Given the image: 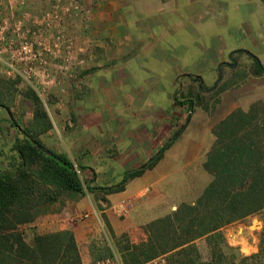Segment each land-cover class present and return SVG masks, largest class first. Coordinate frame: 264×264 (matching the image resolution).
Masks as SVG:
<instances>
[{
  "label": "crops",
  "instance_id": "crops-1",
  "mask_svg": "<svg viewBox=\"0 0 264 264\" xmlns=\"http://www.w3.org/2000/svg\"><path fill=\"white\" fill-rule=\"evenodd\" d=\"M172 1L173 6H169ZM22 4H24L23 1L19 0H0V36H5V39L15 37L14 26L17 21L22 22V19H27L26 12L15 11L16 8L19 10ZM88 8L93 14L88 29L77 23L71 24L68 28L75 35L99 39L98 51H92L93 43L91 40H89L91 43L88 42L90 45L87 60V68L90 69L87 71L89 77L80 90L79 99H76V106H78L76 114L81 122L78 132L74 131L70 142L73 155L75 158L79 157V165L86 166L85 170L88 168L92 170L91 179L107 181L106 184L96 183L94 186L105 187L112 185L108 184V181L113 179L111 176L116 170L114 164L121 165L119 168L124 174L125 171L146 163L171 137H174L185 123L186 120L182 123V120L176 119V111H184L185 107L188 108L186 101H183L184 104L175 102L173 93L178 88L177 85L179 87L183 84L188 85L187 93L191 92L194 89L191 86L195 85L196 94L199 97L208 93V90L201 87L202 85L206 87V83L213 81L215 71L201 72L196 69L193 73L184 75L182 69L175 66L181 67V63L186 62V47L177 46V48L158 41L159 37L167 34V24L173 27H179L181 24L184 27L200 29L207 24L209 13L214 9L209 3L203 6L202 0H90ZM44 13L38 15L34 21L42 22ZM172 17H174V24L170 23ZM64 21L63 18L60 23L62 29L66 27ZM166 28L167 32H165ZM42 29L45 31V28ZM80 40L79 45L86 48L87 46L83 45L86 41ZM222 47L224 50L228 49L226 45ZM229 49L232 47L229 46ZM224 50L211 53V61L214 64L225 61ZM238 50L236 51L239 52ZM6 55L4 48L2 56L6 57ZM137 56L145 61L142 62L145 63L144 65L138 64L140 61H134ZM0 65H2L1 62ZM226 90L227 88L218 90L220 100L213 108L208 107L205 110L200 104L201 106H196L194 109V111H216L214 121L212 123L208 121L210 127L213 125L212 128L232 111L251 109L241 106L240 99H230L225 94ZM88 103H92L93 106ZM103 120L104 128L97 126L93 129L88 125L91 121L101 123ZM196 123L191 116L156 164L146 169L140 176L129 180L122 191L111 194H105L99 188L90 191L89 195L93 197V203L90 202L93 212L95 213L97 204L101 207L100 211L105 212L108 220L105 226L110 230L111 236L112 233L116 236L126 233L132 242L144 241L147 236L144 230L146 224L176 208L172 203L166 206L167 209L164 212H157L156 205L162 203V199L158 196L166 190L163 182L172 176V165L178 158L176 149L182 145L191 124ZM178 125L179 129H177ZM195 127L198 130L196 125ZM201 137L206 136L201 135ZM213 139L214 136L211 140ZM212 141L210 145L202 141H193L188 148L185 147L186 163L199 162L201 174L205 175V181L201 185L202 190L211 178L210 174L204 170L202 163ZM109 149H114L112 156L108 153ZM97 157L100 159L97 161V166H94ZM199 194L193 198L183 199L181 202H193ZM78 201L84 203L85 197L82 195ZM124 210V214L126 211L128 213L127 218V215L122 217L115 214ZM146 212L150 214L145 215ZM46 216L53 218L56 214L48 213ZM97 219L99 220L98 217ZM98 223L99 226H104L102 222ZM43 225V233L56 231L50 229L53 226V220ZM133 227L139 229V235ZM93 228L89 227L90 231ZM59 230L72 232L80 263L85 259L100 258H89L88 253L82 254L80 243L76 239L75 227L63 226Z\"/></svg>",
  "mask_w": 264,
  "mask_h": 264
},
{
  "label": "rangeland",
  "instance_id": "rangeland-1",
  "mask_svg": "<svg viewBox=\"0 0 264 264\" xmlns=\"http://www.w3.org/2000/svg\"><path fill=\"white\" fill-rule=\"evenodd\" d=\"M60 2L70 9L63 14L64 26L66 27L62 29L64 37L68 40L66 45H69V49L67 48L68 53H65L62 48L57 53L52 52L51 55L45 52L50 61L47 67L48 77L46 81L42 84H30L20 76H8L0 68V91L2 92L0 95L2 104L0 105V169H10L13 167V163L16 162L14 160L15 153L11 148L16 126H11L12 123L22 128L28 126L32 121L33 105L22 94V91L29 86L39 95L52 123L51 129L39 136L42 145L47 149L66 154L71 160L74 159L75 166L79 168V175L86 184H93V186L96 183L106 184L107 181L103 179L92 180L90 176L92 175L91 169L80 168L79 157L75 158L73 155L70 142L74 131L78 132L77 129L80 127L79 123L81 122L76 114L78 112L76 99H79L80 90L85 86L87 77H89L87 71L90 69L87 68V60L90 45L88 42L91 40L93 43V46L91 45L92 51H98L99 46L97 44L99 39H90L88 36L82 37L79 34L75 35L68 28L71 24L77 23V25L80 24V26L88 29L89 23L93 19V14L88 8L90 0H60ZM23 3L22 7L19 10L16 8L15 11L19 13L26 12L27 19H22L21 23L16 22V27H19L20 31L24 32L28 39L33 40V32H36L39 27L42 28L39 23L41 21L37 22L34 19L45 11L50 12L55 0H27L26 6V0H23ZM202 3L203 6L205 3H209L210 7L214 9L209 13L206 25L198 29L199 27L188 28L181 26V24L179 27H173L167 24L168 32L167 28L165 29L167 34L159 37L158 41L170 46L186 47V62H182L181 67L175 66V68L182 69L184 75L193 73V70L195 71L196 69L201 72L215 71L212 82L206 83V87L203 85L201 87L200 85L202 89L208 90L206 95L197 96L195 85L191 86L194 91L187 93L188 85L184 84L180 87L177 85L178 88L173 93L177 101H193L192 109L185 107L184 111H176V119L182 120L183 123L184 120L192 116L198 124H191V128L182 145L176 149L178 158L172 165V176L163 182V185H166V190L158 196V198L162 199V203L156 205V210L161 213L167 209V205L174 203L173 206H177L181 200L193 198L196 194H199L202 190L201 185L205 181V175L201 174L199 162L186 163L184 160L185 149L193 141H202L206 145H210L213 138L211 130L213 125L210 127V123L214 121L216 111H194L196 106H201L200 104H202V108L204 107L205 110L208 107L213 108L216 102L220 100L218 92L223 90V88H227L225 94L230 99H240L241 106L247 109L251 108L249 111H264V70L259 75L252 72L254 63L251 57L240 51L234 54L235 64L232 66H220L221 63L214 64L211 61V53L223 51L224 47L222 46L226 45L228 49L224 50L225 60H229L228 55L231 52L245 49L256 55L264 66V4L262 0H208V2L207 0H202ZM75 4L89 9L86 17L83 14L75 15L73 8ZM169 6H173V1ZM39 17L41 18V16ZM174 22V17H172L170 23L174 24ZM186 22L188 24V21ZM176 24L178 25L177 21ZM161 31L163 32V30ZM47 34V31L44 32L46 43L53 44L52 38L47 36ZM83 39L86 41V44H83L87 46L86 48L79 45V40L83 41ZM229 46L232 49H229ZM34 47L38 49L39 46L36 45ZM66 57L68 60H64ZM134 61H140L138 64L145 62L138 56L134 58ZM219 67L221 70L220 78ZM88 105L93 106L92 103H88ZM209 120L210 123H208ZM206 123H208L209 127ZM88 125L93 127V129L97 128V126L104 128L105 121L103 120L101 123L91 121ZM179 125L177 129H179ZM200 134L206 137L203 138ZM112 151L114 149H109L108 151L111 156ZM95 159L96 163L94 162L93 165L97 166V161L100 157ZM114 165L116 170L111 176V179H113L108 181V184L112 185L117 184L123 177V170L119 168L121 165ZM84 167L86 168V166ZM89 194L90 191L87 190L83 194L85 197L84 203L78 201V198L82 195L63 193L54 202L37 206L35 219L32 222L19 225L25 240L28 243H32L34 235L44 232L43 223L53 220V226L50 229H55L56 231H60L59 228L63 226H68V228L75 227L76 239L80 243V250L82 254L88 253L89 258L107 253L106 248L110 249L107 254L117 253L122 257L123 253L118 250L116 240L111 236L107 226H105L108 222L105 212L100 211L101 207L98 204L96 205L95 213L93 212V208L90 205V202L93 203V197ZM124 212L125 210L120 211L119 214L115 212V214L122 217L127 215V218L128 213L126 211L124 214ZM48 213H55L56 216L53 218L47 217L46 214ZM148 214L150 213H145V215ZM254 220L257 221L258 225H255ZM99 221L104 224L103 227L99 226ZM89 227L96 229L93 228L90 231ZM133 230L139 235V229L133 227ZM221 233L225 243L229 246V248H222L224 259H233L235 264H264V209L256 214L223 226ZM195 243L200 249L202 257L206 258L209 253L206 239L199 238ZM86 260L88 259L84 261Z\"/></svg>",
  "mask_w": 264,
  "mask_h": 264
},
{
  "label": "trees",
  "instance_id": "trees-1",
  "mask_svg": "<svg viewBox=\"0 0 264 264\" xmlns=\"http://www.w3.org/2000/svg\"><path fill=\"white\" fill-rule=\"evenodd\" d=\"M252 72L262 73L257 67ZM22 94L33 105V117L22 128L12 123L16 126L11 145L16 162L10 169H0V264H79L70 230L36 234L28 243L19 225L32 222L37 206L54 202L63 193L83 195L97 188L105 194L122 191L129 180L156 164L189 117L146 163L125 171L117 184L100 187L86 184L66 154L42 145L39 136L52 123L31 87ZM187 105L192 109L193 101ZM212 134L202 163L211 178L193 202L182 201L148 222L144 241L136 243L126 233H112L125 264H140L158 254L166 255L167 264H235L233 259H224L222 248L229 246L221 228L264 209V111H232L212 128ZM199 238L208 243L206 258L195 243Z\"/></svg>",
  "mask_w": 264,
  "mask_h": 264
},
{
  "label": "built area",
  "instance_id": "built-area-1",
  "mask_svg": "<svg viewBox=\"0 0 264 264\" xmlns=\"http://www.w3.org/2000/svg\"><path fill=\"white\" fill-rule=\"evenodd\" d=\"M73 8L75 10V15L83 14L86 17L89 13L88 8H84L77 4H75ZM69 10L68 7L61 4L60 0H56V3L53 5V10L46 13L42 18L43 23L41 22V25L42 28H45V31L39 27L36 32H33V40L28 39L27 35L21 32L19 27H16V24L14 26L15 37L5 39V36L1 35L0 42L3 46L0 44V62L2 63L0 68L3 72L8 76H20L30 84L44 83L48 77L47 67L50 63L45 52L51 55L52 52L57 53L62 48L65 53H68L67 48L69 49V45H66L68 40L64 37V32L60 27V23L64 18L63 14L67 13ZM17 22L21 23V21ZM46 31L48 32L47 36L52 38L53 44L46 43V36H44V32ZM4 43H6V45ZM36 45L39 46L38 49L34 47ZM4 48L6 49V57L2 56ZM64 60H68L67 57L64 58ZM77 172L79 173L78 169ZM80 264L125 263L120 255L111 253L110 255L96 259L82 260ZM140 264H167L166 256L165 254H158L142 261Z\"/></svg>",
  "mask_w": 264,
  "mask_h": 264
},
{
  "label": "flooded vegetation",
  "instance_id": "flooded-vegetation-1",
  "mask_svg": "<svg viewBox=\"0 0 264 264\" xmlns=\"http://www.w3.org/2000/svg\"><path fill=\"white\" fill-rule=\"evenodd\" d=\"M237 52V51H236ZM235 51L234 52H231L229 55H228V59L229 60H225V61H223V62H221V65L220 66H232V64H233V62H235V60H234V58H233V56H234V54L236 53ZM240 52V51H239ZM241 52H243V51H241ZM245 53V52H244ZM247 54V53H246ZM256 56V55H255ZM258 58V57H257ZM251 60H252V62L254 63V68H258V66H257V64H256V61L251 57ZM220 68V67H219ZM259 69V68H258ZM261 72L263 71V70H261V69H259Z\"/></svg>",
  "mask_w": 264,
  "mask_h": 264
},
{
  "label": "water",
  "instance_id": "water-1",
  "mask_svg": "<svg viewBox=\"0 0 264 264\" xmlns=\"http://www.w3.org/2000/svg\"><path fill=\"white\" fill-rule=\"evenodd\" d=\"M263 4H264V0H262ZM238 51H243L245 53H247V55H249L250 57H252L255 61H256V64L258 66L259 69L261 70H264V66L261 64L260 60L257 58V56H255L254 54H252L251 52L247 51V50H244V49H240ZM235 62H233L232 65H234ZM221 77V70L219 68V78Z\"/></svg>",
  "mask_w": 264,
  "mask_h": 264
},
{
  "label": "bare ground",
  "instance_id": "bare-ground-1",
  "mask_svg": "<svg viewBox=\"0 0 264 264\" xmlns=\"http://www.w3.org/2000/svg\"><path fill=\"white\" fill-rule=\"evenodd\" d=\"M254 221H255V223H256L255 225H258L257 221H256V220H254ZM255 225H254V226H255Z\"/></svg>",
  "mask_w": 264,
  "mask_h": 264
}]
</instances>
